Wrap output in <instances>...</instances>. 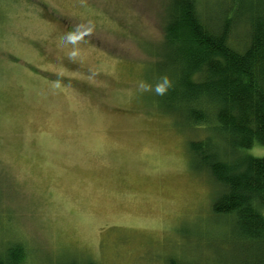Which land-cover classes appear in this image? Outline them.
Here are the masks:
<instances>
[{
    "label": "rangeland",
    "instance_id": "1",
    "mask_svg": "<svg viewBox=\"0 0 264 264\" xmlns=\"http://www.w3.org/2000/svg\"><path fill=\"white\" fill-rule=\"evenodd\" d=\"M169 1L0 0V250L22 242L27 264L252 263L213 210L220 185L190 164L214 123L163 107ZM199 1L215 20L230 3Z\"/></svg>",
    "mask_w": 264,
    "mask_h": 264
},
{
    "label": "trees",
    "instance_id": "2",
    "mask_svg": "<svg viewBox=\"0 0 264 264\" xmlns=\"http://www.w3.org/2000/svg\"><path fill=\"white\" fill-rule=\"evenodd\" d=\"M263 1L230 0L215 20L199 0H170L167 51L158 54L174 77L165 93V113L180 115L189 126L214 123L222 140L189 142L190 164L209 171L220 185L213 210L234 218L235 235L251 264H264V157L246 152L264 146ZM238 27L247 37L232 45ZM27 259L22 242L1 247L0 264H27Z\"/></svg>",
    "mask_w": 264,
    "mask_h": 264
}]
</instances>
